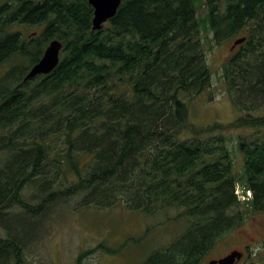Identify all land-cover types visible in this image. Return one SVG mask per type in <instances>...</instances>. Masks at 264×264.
Instances as JSON below:
<instances>
[{"label": "trees", "instance_id": "16d2710c", "mask_svg": "<svg viewBox=\"0 0 264 264\" xmlns=\"http://www.w3.org/2000/svg\"><path fill=\"white\" fill-rule=\"evenodd\" d=\"M92 15L87 0H0V224L14 207L44 216L76 196L151 216L175 210L165 221L183 229L141 263L204 264L247 209L264 213V138L238 143L241 187L251 193L242 203L227 125H191L183 97L211 85L204 28L215 45L246 33L224 78L237 92L264 97V0H122L95 32ZM40 25L34 38L20 30ZM53 39L63 44L57 67L24 82ZM232 126L262 128L264 118ZM86 154L91 161L81 162ZM27 189L37 205L24 198ZM21 243L0 237V264H29ZM96 250L113 253L103 243Z\"/></svg>", "mask_w": 264, "mask_h": 264}, {"label": "rangeland", "instance_id": "374dc122", "mask_svg": "<svg viewBox=\"0 0 264 264\" xmlns=\"http://www.w3.org/2000/svg\"><path fill=\"white\" fill-rule=\"evenodd\" d=\"M204 13L202 6L199 7L198 15L201 20ZM41 29V25L27 28L20 26L26 37L38 36ZM246 37V33L242 31L233 39L215 45L212 33L206 32L204 28L201 38L205 43L206 63L211 71V85L199 96L183 97L188 106L191 125H227L222 135L231 151L239 195L242 189L240 180L243 174V157L238 150V143L240 140L264 138V127L236 129L232 126V122L238 118H264V97H252L247 95L245 89L237 92L227 87L223 74V65L238 51L231 48L241 45L233 46L234 41L241 38L245 41ZM3 68L6 66L0 67V76L4 72ZM91 159L92 155L86 154L81 155L79 160L88 162ZM61 177V174L56 173L50 176L56 183L61 181ZM33 194L34 190L27 189L24 191V198L28 203L37 205L40 200ZM81 199L82 196H76L53 203L44 216L38 217L14 207L9 211L10 216L4 220L7 227L0 224V237H13L22 241L24 259L29 264H76L79 257L80 264H142L149 252L168 245L183 229L180 221L166 222L167 217L177 214L175 210L151 216L129 211L122 205H83ZM102 243L113 253L96 250ZM247 244L254 245L248 249L252 258L247 264H264V213L255 214L247 209L242 226L225 234L207 255L204 264L225 256L231 250L243 251Z\"/></svg>", "mask_w": 264, "mask_h": 264}, {"label": "water", "instance_id": "95a60500", "mask_svg": "<svg viewBox=\"0 0 264 264\" xmlns=\"http://www.w3.org/2000/svg\"><path fill=\"white\" fill-rule=\"evenodd\" d=\"M87 2L93 10L91 32H95L102 30L105 24L116 15L122 0H87ZM243 42V38L237 39L234 41L233 46ZM62 48L61 41L51 40L45 47L39 61L28 70L23 81H29L37 76L49 75L59 64ZM241 256V253L234 251L220 260L210 261L209 264H234Z\"/></svg>", "mask_w": 264, "mask_h": 264}, {"label": "flooded vegetation", "instance_id": "af4514ba", "mask_svg": "<svg viewBox=\"0 0 264 264\" xmlns=\"http://www.w3.org/2000/svg\"><path fill=\"white\" fill-rule=\"evenodd\" d=\"M232 50H236V49H238V47L236 46V47H234V48H231ZM237 52V51H236ZM233 55H235V53L233 54ZM226 83H227V79H226ZM254 245L252 244H250V245H245L244 246V248H243V251H239V252H241L242 253V257L239 259V260H236L235 262H234V264H247V261L248 260H250L251 258H252V256H251V253L249 254V247H253ZM233 251H235V250H231L230 252H233ZM236 251H238V250H236ZM229 252V253H230ZM228 253V254H229ZM228 254H226V255H228ZM225 257V256H224ZM223 258V257H222ZM219 259H221V258H219ZM219 259H213V260H215V261H217V260H219ZM213 260H209L206 264H209V262L210 261H213ZM244 261H246V263H244ZM249 262V261H248Z\"/></svg>", "mask_w": 264, "mask_h": 264}, {"label": "bare ground", "instance_id": "6f19581e", "mask_svg": "<svg viewBox=\"0 0 264 264\" xmlns=\"http://www.w3.org/2000/svg\"><path fill=\"white\" fill-rule=\"evenodd\" d=\"M242 44V43H241Z\"/></svg>", "mask_w": 264, "mask_h": 264}]
</instances>
